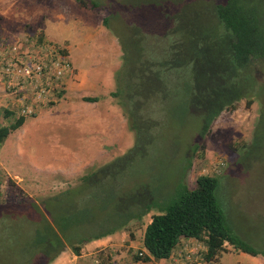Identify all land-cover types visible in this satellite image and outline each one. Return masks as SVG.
Listing matches in <instances>:
<instances>
[{"label":"rangeland","instance_id":"obj_1","mask_svg":"<svg viewBox=\"0 0 264 264\" xmlns=\"http://www.w3.org/2000/svg\"><path fill=\"white\" fill-rule=\"evenodd\" d=\"M91 1L0 0L1 28L25 30L1 35L0 45L15 42L24 49L28 35L32 41L40 35L64 49L75 66L64 90L40 102L31 100L33 113L24 114V123L0 146V264H97L108 258V263L124 264L140 251L151 215L174 201L183 182L193 188L200 174L217 178L215 194L230 230L264 252V77L254 88L255 97L234 93L232 106L223 108L201 136L202 96L183 87L189 80L185 68L170 66L163 75V94L147 100L140 111L157 123L153 139L144 145L146 152L121 164L120 171L111 168L112 174L101 179L105 171L99 167L135 144L128 115L135 102L130 103L128 95L140 88L126 81L135 76L138 47L146 58L165 60L174 39L169 32L181 21L194 24L203 10L200 0H95L102 4L98 8ZM252 1L256 13L264 14V0ZM105 16H110L107 26L102 23ZM204 25L208 29L207 22ZM206 63L211 70L213 63ZM77 65L92 71L95 89L79 84ZM245 78L252 80L251 74ZM225 82L232 84L229 78ZM75 85L81 92L71 98L67 91ZM24 90L23 96H31L32 90ZM115 91L119 96L111 95ZM17 92L0 82V125L21 115L23 99ZM83 96L98 99L84 101ZM66 104L77 112L70 114ZM5 110L14 114L6 116ZM150 129L141 132L138 146ZM143 190L155 203L149 212L114 234L84 244L79 254L65 240L61 249L50 248L47 254L38 248L45 234L50 237L49 225L54 227L57 213L63 223L76 222L83 233L91 234L110 227L118 204L135 196L140 200L142 195L136 193ZM198 248L197 257L179 264H214L205 263V250ZM225 248L216 259L223 256L222 264L236 255L230 254L236 251L231 245Z\"/></svg>","mask_w":264,"mask_h":264},{"label":"trees","instance_id":"obj_2","mask_svg":"<svg viewBox=\"0 0 264 264\" xmlns=\"http://www.w3.org/2000/svg\"><path fill=\"white\" fill-rule=\"evenodd\" d=\"M77 1L86 5L85 0ZM200 1L203 13L196 14L194 24L181 21L177 29L169 32L174 39H172V45L170 44L169 54L165 60L157 61L152 57L146 58L141 47H138L137 55L134 54L135 76L127 78L126 84L134 81L135 85L140 88L136 94L128 95L129 102H135L134 109L132 108L128 113L129 127L134 132L135 144L123 155L99 167L101 171H105L101 179L108 178L112 174L111 171L115 169L120 171L121 164L127 165L134 157L146 152L147 146L144 145H148L153 139L152 129L157 123L153 119L140 115V111L147 100L159 96L158 93L163 94L166 89L163 75L169 73L170 66L185 68V71H188L189 80L183 84V87L191 94L202 96L199 99V109L203 118L201 136L205 135L212 120L223 108L232 106L233 99H235L234 93L238 96L242 94V97L256 96L254 88L260 82L259 78L261 80L264 77V14L256 13L252 0ZM105 2L110 4L108 1ZM91 3L94 8L102 5L100 1L95 2V0ZM109 7L111 9V6ZM109 17H103V25L107 26ZM199 19L202 21H197ZM203 21L207 22L208 29ZM195 33L200 34L196 36ZM32 36V34L27 36L28 41L32 40ZM34 36L38 41L43 39L40 35ZM64 53H66L65 50ZM171 53L174 57H171ZM213 54L214 59H211ZM207 61L213 63L211 70L207 67ZM242 72L244 76H241ZM250 74L252 80H247L245 77L250 78ZM240 77H242V82ZM226 78L231 79V85L225 82ZM238 88L240 90L242 88L243 91L237 92ZM119 94L120 91L111 93L113 96H119ZM57 96L61 95L57 94ZM82 99L96 101L98 98L83 96ZM251 100L250 98L247 104H251ZM211 102L214 103L212 110L209 108ZM209 110L212 111L210 117L208 116ZM5 112L6 116L14 114L13 111L5 110ZM24 121L25 116L20 115L9 124L0 125V146L6 137L20 127ZM148 127L151 128L150 135H147V139L138 146L142 139L141 132ZM216 186L217 178L205 174L196 177L193 188H189L183 182V185L177 188L178 193L173 198L174 201L159 209V213L151 215L150 221L145 226L140 248L144 251L143 256L140 257L138 253H134L132 259L142 258L150 262L167 259L182 238H194L204 244L205 263H215L217 257L226 250V244L231 245L237 251L240 250L253 256H264V252L241 240L227 226L224 211L215 194ZM136 195H142V198L139 200L135 196L133 200L127 199L126 204H123L124 202L118 204L119 208L114 210L116 214L113 216L111 214L113 220L110 227L97 229L91 234L83 233L76 222L69 225L66 222L63 223L62 219L59 220V213H57L53 222L54 227L47 223L50 224V237L45 234L38 248L47 254L50 248L59 247L61 249L65 240L71 246L72 251L79 254L84 244L114 234L124 228L132 218L141 219L149 212L155 204L150 193L143 190L142 193H136ZM131 197L134 198L126 195V198ZM64 214L65 211L61 214L62 218ZM109 260L110 258L107 259ZM107 261L101 260L97 264H112Z\"/></svg>","mask_w":264,"mask_h":264},{"label":"built area","instance_id":"obj_3","mask_svg":"<svg viewBox=\"0 0 264 264\" xmlns=\"http://www.w3.org/2000/svg\"><path fill=\"white\" fill-rule=\"evenodd\" d=\"M25 48L18 43L0 45V82L10 92H17L20 95L21 115L32 114L33 108L31 100L40 102L43 99L53 96L55 92L64 90V86L69 79L74 77V67L69 60L64 49L56 46L46 39L38 41L26 40ZM21 49V50H20ZM63 51V52H62ZM66 52V51H65ZM32 90L31 96L25 97V90ZM17 90V91H15ZM188 249L183 254V247ZM177 252L183 257L182 260L190 261L193 256L199 254V245L182 243ZM142 250L138 255L143 256ZM124 264H152L150 261L129 260Z\"/></svg>","mask_w":264,"mask_h":264},{"label":"crops","instance_id":"obj_4","mask_svg":"<svg viewBox=\"0 0 264 264\" xmlns=\"http://www.w3.org/2000/svg\"><path fill=\"white\" fill-rule=\"evenodd\" d=\"M75 5H77V3ZM22 31H25V30H21V28H20V30L18 29L16 31H14V30H11L9 28L8 29L7 28H1V26H0V36L8 34L7 32H9V33H18V32L22 33ZM28 33H31V32H28ZM9 36H10V38L12 37L10 34H9ZM77 68H78L77 77L80 80L79 84L86 83V85L87 84L89 85L87 87V89H89V90L95 89V77H94L92 71L89 70V69L87 70L84 67H81L79 65H77ZM85 80H89V82H86ZM74 87L75 88H72L71 91H67V93L69 95H71V98L72 97L75 98L77 96V93L81 92V90H80L81 88L80 87H78L77 85H75ZM65 107L70 109V111H69L70 114H74L72 112H77V111L73 110L74 106H70V105L66 104ZM182 243H190L192 245L196 244V245H199L201 250H202V248L205 250V246H204V244L202 242H200V241H198V240H196L194 238H182L180 240V242L177 244V246L173 249V251H172L171 255L169 256V258L161 259L159 261H153L154 264H179V262L182 261L183 257H182V255L180 253L177 252V249H178L179 245L182 244ZM182 247L184 249L183 250V254H184L185 252L188 251V249L186 247H184L183 244H182ZM235 253H236V255H235ZM230 254H234L235 256L232 257L233 260L231 262H229L228 264H257V263H260V261L262 262V264H264L263 257H258L259 255L253 256V255H250L248 253L242 252L240 250H238V251L236 250L233 253L230 252ZM222 258H223V256H221L219 258V261H216L214 264H222L221 263ZM153 262H151V263H153Z\"/></svg>","mask_w":264,"mask_h":264}]
</instances>
